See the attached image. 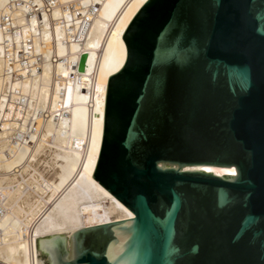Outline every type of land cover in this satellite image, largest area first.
Wrapping results in <instances>:
<instances>
[{"label":"water","instance_id":"water-1","mask_svg":"<svg viewBox=\"0 0 264 264\" xmlns=\"http://www.w3.org/2000/svg\"><path fill=\"white\" fill-rule=\"evenodd\" d=\"M121 39L91 177L132 217L36 261L264 264V0H145Z\"/></svg>","mask_w":264,"mask_h":264},{"label":"bare ground","instance_id":"bare-ground-1","mask_svg":"<svg viewBox=\"0 0 264 264\" xmlns=\"http://www.w3.org/2000/svg\"><path fill=\"white\" fill-rule=\"evenodd\" d=\"M144 1L101 0L90 36L80 46L74 43L63 46L55 26L45 29V19L60 15L57 8H53L47 17L42 13L39 20H35L40 27L33 36V45L42 48L45 56L40 71L26 76L21 82V91L28 96L26 117L43 109L47 111V118L43 123L35 119L34 128L39 131L24 129L26 134L22 141L13 143L10 154L0 162V186L6 187L7 207L3 219L7 222L6 236L0 241V259L6 263L42 264L40 260L36 261L33 253L32 238L36 236L66 232L68 237L73 230L83 226L132 217L91 174L101 139L106 80L125 59L121 35ZM5 3L6 0H0V14L7 11ZM9 12L12 24L24 28L19 10ZM4 34L0 29V41ZM76 49H79L78 54ZM53 53L69 59L79 57V61L84 55L82 71H78L77 65L71 67L77 78L61 83L53 80L54 73L62 74L66 70L59 62L51 63ZM60 86L63 92L58 96ZM62 111L65 116L60 114ZM6 132L7 129H3L0 135L4 136ZM46 149L55 158L62 156L80 163L77 169L74 167L75 173L62 189L53 177L43 176L42 171L32 168V162ZM104 203H107L105 207ZM103 208L105 211L100 212ZM84 209L90 210L93 216ZM66 244L69 246L68 241Z\"/></svg>","mask_w":264,"mask_h":264},{"label":"built area","instance_id":"built-area-1","mask_svg":"<svg viewBox=\"0 0 264 264\" xmlns=\"http://www.w3.org/2000/svg\"><path fill=\"white\" fill-rule=\"evenodd\" d=\"M101 0H6V10L0 14V29L5 32L0 41V134L7 129L4 136L0 135V162L10 154L12 144L22 141L25 131H39L35 129V119L43 123L47 118V111L39 109L34 115L26 117L28 96L21 91V82L26 76H33L41 69L42 59L45 53L42 48H35L33 36L39 29V15H50L53 8L59 10L56 18L49 16L45 19V29L55 26L59 32V41L63 46L74 43L82 45L90 36L92 21L97 15ZM19 10L24 19V28L12 24L9 11ZM24 29V31H23ZM23 32H25L23 34ZM106 31L104 30V33ZM52 48L54 43L51 44ZM42 47V45H41ZM79 49H76L78 54ZM51 63H61L66 67L62 74H53V80L57 82L68 81L77 78V74L71 69L78 66V59L66 58L52 54ZM77 69V68H76ZM63 92L62 86L58 89V96ZM59 102V101H57ZM55 114L57 115L56 111ZM60 114L66 115L64 111ZM36 116V117H35ZM40 125V124H39ZM36 133V132H35ZM42 168V167H40ZM44 168V167H43ZM52 168H45L46 176L50 175ZM50 170V171H49ZM5 185L0 186V241L5 238L6 224L3 219L6 216Z\"/></svg>","mask_w":264,"mask_h":264},{"label":"rangeland","instance_id":"rangeland-1","mask_svg":"<svg viewBox=\"0 0 264 264\" xmlns=\"http://www.w3.org/2000/svg\"><path fill=\"white\" fill-rule=\"evenodd\" d=\"M111 28V27H110ZM93 74V72H92ZM94 74H95V70H94ZM50 150L46 149L45 152H41L40 154H38V156L35 158V160L32 162V168L34 169H38L39 171H42L43 176H46L44 173V169L45 168H49L50 165L52 166L50 169L52 171V173L46 177H53L54 180L56 182L59 183V189H62V187H64V185H66L68 183V180H70L71 176L73 173H75L76 169L79 167L77 166L80 165L79 162H75L73 163L69 158H64L62 156L55 158L51 152L49 153ZM52 155V157H50ZM52 158V160H51ZM54 158V159H53ZM51 161V162H50ZM52 163V164H51ZM35 166V167H34ZM42 167V168H40ZM44 167V168H43ZM76 169H75V168ZM49 170V171H50ZM68 170V171H67ZM72 170V171H71ZM71 171V172H70ZM59 172V173H58ZM62 173V175H60ZM71 173V174H70ZM68 174V175H67ZM56 176V177H54ZM60 176V177H59ZM66 177V178H65ZM66 180H65V179ZM58 180V181H57ZM63 181V182H62ZM67 181V183H66ZM107 205V203H104V207ZM84 212L89 213L90 215L93 216V214L91 213L90 210H83ZM105 211V209L103 208V210H101L100 212ZM105 215V214H104ZM58 218H61V216H59ZM3 249V248H2ZM4 262V263H3ZM0 264H8L5 261H3L2 259H0Z\"/></svg>","mask_w":264,"mask_h":264}]
</instances>
